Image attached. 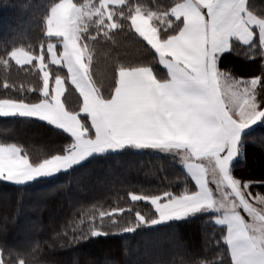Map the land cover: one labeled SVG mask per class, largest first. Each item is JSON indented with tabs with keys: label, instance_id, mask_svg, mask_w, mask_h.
<instances>
[{
	"label": "snow or ice",
	"instance_id": "snow-or-ice-1",
	"mask_svg": "<svg viewBox=\"0 0 264 264\" xmlns=\"http://www.w3.org/2000/svg\"><path fill=\"white\" fill-rule=\"evenodd\" d=\"M126 21L152 58L136 64L117 59L107 85L97 86L90 42L102 34L115 43L113 30L123 31ZM46 25V52L43 45L39 55L13 47L0 56L5 67L14 61L41 74L39 87L0 98V117L43 122L60 130L66 142L36 160L14 143H0V182L39 183L113 154H166L186 170L179 188L170 183L154 193H129L132 202L151 207L92 213L70 243L156 231L207 216L219 226L212 241L217 258L180 264H264V208L250 202L254 182L235 175L237 165L246 163L245 130L264 123V0H168L148 8L126 0H59ZM93 26L95 34L89 31ZM233 54L258 60L261 73L235 78L225 65ZM52 66L59 67L53 71ZM68 90L78 93L75 107L67 105ZM25 91L35 95L28 98ZM260 146L264 152V141ZM256 199L264 205V196ZM40 251L37 246L31 259L14 261L4 259L0 248V264H44Z\"/></svg>",
	"mask_w": 264,
	"mask_h": 264
},
{
	"label": "trees",
	"instance_id": "trees-1",
	"mask_svg": "<svg viewBox=\"0 0 264 264\" xmlns=\"http://www.w3.org/2000/svg\"><path fill=\"white\" fill-rule=\"evenodd\" d=\"M72 1L76 4L89 2ZM58 2L59 0H0V56L4 55L6 49L13 47L39 55L43 45V51L46 52L50 42L46 17L50 8ZM91 2L98 3L99 0ZM167 2L168 0H126V3L133 6L136 3L143 4L145 8ZM89 31L95 34V27H91ZM113 32L115 43L103 38L102 34L96 41L90 42L95 48L91 71L97 86L107 85L117 59L136 64L152 58L146 42H142L134 34V30L130 29V21L125 22L123 31ZM228 58L225 65L231 68L232 75L237 79L261 73L258 60L253 62L235 54ZM58 67L52 66V70L56 71ZM158 68L160 69L159 66ZM60 71L62 75L66 73L65 69ZM5 83L14 87L5 89ZM40 85L41 74L31 65L18 66L13 61L10 66L5 67L0 63V98H15L22 94L18 89L28 90ZM23 94L28 98L35 95L28 91ZM66 98L68 106H77L79 97L74 90H68ZM244 135L248 144L246 163L237 165L235 175L251 179L254 182L252 194L264 196V185L257 178H264V152L260 146L261 141H264V123ZM65 142L60 130L43 122L0 117V143L20 146L31 160L57 151ZM126 166L133 167L128 171ZM182 174L186 172L179 161L166 154L133 152L106 156L70 175L57 174L55 178H44L39 183L15 185L0 182V197L4 196L0 201V248L4 250L6 260L18 261L21 258L31 259L35 254L34 249L39 246L40 259L44 264H102L105 259H114L118 264H180L182 259H215L219 250L213 246L212 241L219 236V226L214 222H207V216L190 223L160 227L156 231L138 229L135 233L89 238L91 242L87 243H70L74 233L79 235L86 229L92 213L111 211L116 206L125 209L135 206L147 211L151 206H146L144 202H132L129 193H154L170 183L179 188L177 180ZM35 191L45 192L48 196L44 201L37 202L36 195H32ZM36 206L40 212L36 210ZM29 207L34 209L30 214L33 224L27 223L26 228L36 231L34 234L28 232V235H24L20 230L24 224V213ZM177 235L179 240L175 242ZM25 249L30 253L23 254Z\"/></svg>",
	"mask_w": 264,
	"mask_h": 264
},
{
	"label": "rangeland",
	"instance_id": "rangeland-1",
	"mask_svg": "<svg viewBox=\"0 0 264 264\" xmlns=\"http://www.w3.org/2000/svg\"><path fill=\"white\" fill-rule=\"evenodd\" d=\"M117 7H119V6H117ZM59 44H57V46H58ZM127 167V166H126ZM131 167H133V166H130V167H127V169H128V171L129 170H131L132 168ZM126 169V168H125ZM134 169V168H133ZM257 178H259V179H262L260 176H258ZM32 195H36V197H35V199H36V201L38 202V200L39 201H44V199L48 196V194H45V192H42V191H35V192H33V194ZM260 195H253L252 194V196L251 197H249V199H250V202H252L257 208L259 207V208H264V205H261V204H259L258 202H257V199H256V197H259ZM5 197H7V196H5ZM2 199H4V196H1L0 197V201H2ZM36 201H34V202H36ZM40 203V202H39ZM36 208V210L38 211V212H40V210H38V206H36L35 207ZM33 210L34 209H32L31 207H29L26 211H25V213H24V218H23V226H21V230H20V233L22 232L24 235H28V232H31V234H34L35 233V229H32V228H26V224L27 223H29V224H33V221L30 219V214L33 212ZM45 210V209H44ZM36 214V213H35ZM32 222H31V221ZM31 222V223H30ZM178 240H179V236L177 235L176 236V239L174 240L175 242H178ZM173 241V242H174ZM17 253H18V250H15ZM27 251V252H26ZM158 251H161V249H158ZM30 252L28 251V250H26L25 249V251H23V254H29ZM98 256H100V254H98ZM4 259H6L5 257H4Z\"/></svg>",
	"mask_w": 264,
	"mask_h": 264
},
{
	"label": "crops",
	"instance_id": "crops-1",
	"mask_svg": "<svg viewBox=\"0 0 264 264\" xmlns=\"http://www.w3.org/2000/svg\"><path fill=\"white\" fill-rule=\"evenodd\" d=\"M73 2V1H72ZM61 46L60 45H58L57 46V48L59 49ZM160 67V69H161V72H162V74L164 73V72H166V69H163L162 68V66H159ZM66 70V69H65ZM52 83V81L50 80V84ZM225 91H227V89H228V87H229V85H228V83H225ZM67 92V91H66ZM66 92H65V97H66ZM78 94V93H77ZM79 97V96H78ZM260 123L258 122L256 125H253V126H251V128L250 129H248V130H245V133H247V132H249V131H251L252 129H254V128H256V126H258ZM244 133V134H245ZM235 162V161H234ZM233 162V163H234ZM185 170V169H184ZM185 172H186V170H185ZM259 208V207H258Z\"/></svg>",
	"mask_w": 264,
	"mask_h": 264
}]
</instances>
